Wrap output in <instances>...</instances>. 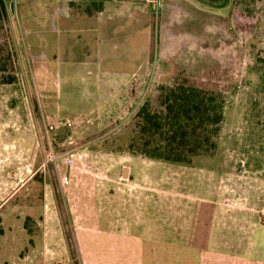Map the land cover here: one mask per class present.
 I'll list each match as a JSON object with an SVG mask.
<instances>
[{"label": "rangeland", "instance_id": "rangeland-1", "mask_svg": "<svg viewBox=\"0 0 264 264\" xmlns=\"http://www.w3.org/2000/svg\"><path fill=\"white\" fill-rule=\"evenodd\" d=\"M233 1L211 10L192 0H107L103 15L86 22L98 30L78 38L63 30L59 53L54 39L42 37L32 47L6 3L0 47L11 53L13 69L0 73V264H264V0ZM35 7L42 25L53 21L47 0ZM101 40L115 67L137 74L88 86L80 65L85 49ZM54 56L71 59L54 65ZM9 76L14 83L4 84ZM184 80L223 95L215 154L189 166L131 155L139 110L146 102L159 108L161 96ZM68 120L72 126H63ZM68 155L75 156L72 169L62 161ZM70 172L78 189L68 192L61 178ZM178 195L193 198L186 213L200 222L186 226L180 242L170 216L169 244L206 246L217 227L219 239L242 251L161 252L167 230L159 200ZM140 198L152 202L143 206L153 210L147 215L152 234L135 254L126 222Z\"/></svg>", "mask_w": 264, "mask_h": 264}, {"label": "crops", "instance_id": "crops-1", "mask_svg": "<svg viewBox=\"0 0 264 264\" xmlns=\"http://www.w3.org/2000/svg\"><path fill=\"white\" fill-rule=\"evenodd\" d=\"M6 3H8L9 8V0H4ZM41 0H20L16 2L15 4V10H14V16L13 18H16L17 13V19L19 21H22V24L24 26V29L26 30V37L28 38V42L32 47H35L34 45L41 44V38H47L49 40L54 39L55 44H60L58 48L56 49L57 53L58 51H61V43L63 42L62 38V31L66 29V32H69L68 35H75L77 38L82 33L86 32L87 30L96 31L98 30V27L93 26H86L87 20L93 19L94 17H100L103 15L105 9L108 7L107 0H100L95 1L93 3H100L101 8L100 9H94V7L88 6V2H83L81 0H47L49 2V11L50 15L53 17V21L51 22H44L45 25H42V22L44 21L39 17L37 14V6L38 2ZM117 2V0H115ZM123 2H138L135 0H127ZM86 5V6H85ZM199 5V4H198ZM10 11V10H9ZM12 14V13H11ZM46 15V14H45ZM44 17V16H43ZM64 24L66 26H64ZM100 35V32H96L95 36ZM90 42V41H89ZM98 46L93 48L92 50H86L87 56H84L83 63L80 65L82 67V74L81 76L88 77V86H95L100 87V84H98V81L100 79H108V78H115L120 76H135L137 74V69L135 68L134 71L128 72L126 69H121L118 67H115L113 61L115 56H110L109 53V46L106 47V43L104 40L96 41ZM104 42V43H103ZM54 44V45H55ZM89 44V43H88ZM103 44V45H102ZM111 50V49H110ZM65 57V58H64ZM72 58L76 59V56H71ZM52 59V62H54V65H57L62 60H70V56H54ZM84 67V68H83ZM116 69V71H115ZM121 69V70H120ZM86 70V72H85ZM98 79V80H97ZM73 168V167H72ZM71 168V169H72ZM73 173L70 172L65 174V176H68L70 178V185L67 187H63L65 190L69 191H75L78 189L76 181H73L74 176ZM129 182V179H128ZM216 182V181H212ZM74 185L73 189L71 186ZM185 183L183 181L182 188H181V181L179 182V191L181 189H184ZM62 188V186H61ZM179 193V192H178ZM47 199V198H46ZM133 199H131L132 201ZM193 200L192 197H186L185 195H178L176 197H165L162 198L159 203L160 205V215H161V228H165L167 230L166 232V240L163 239L164 231L162 230L161 235V243H160V251L161 252H168L170 249H173L174 251H188L191 253L195 252H208L212 255H219L223 256L222 254H229V253H239L244 248L240 245H232L227 242H223V236L221 239L218 238L217 235V227L214 228L213 236L212 234H209L210 243L206 246H202V248L199 244H184V243H177V244H169V217L176 216V223H175V238L176 240H179L180 242L185 239V233H187L186 226H192V224H198L200 222L199 215L197 216H189L186 211H192V209L189 207L187 208V205H190L189 201ZM216 200V199H215ZM120 201V200H119ZM147 201L143 198H140L139 200H136L135 203H131L135 205V208H129V212L127 214L128 219L127 222L130 226L129 230H127V236L130 239L131 243L128 246L129 251H132L135 254H138L139 249H145L147 245L144 247V245L139 244V241L142 239H145L148 235L150 236L152 234V229L148 228V214L149 211H153L152 208L149 207H143L144 205H151L152 202H144ZM195 201V200H194ZM205 198L199 199L198 202L206 203ZM75 204V202L73 200ZM115 205L120 206L121 202H114ZM142 206V207H138ZM228 212V211H226ZM231 213V212H229ZM119 220L122 221V217L120 215L119 209ZM241 217H244L243 220H247L244 215H240ZM45 216L43 218L44 223L46 224ZM121 217V218H120ZM132 217V220L130 219ZM211 217V215H209ZM224 217V216H222ZM227 216L225 215L224 218ZM134 218V219H133ZM229 220H236L235 217L230 216L228 218ZM125 220V219H124ZM214 221H216V215L214 214ZM242 220V221H243ZM58 222L60 225L61 222H59L58 219L54 220V223ZM253 225V224H252ZM251 224L249 226H252ZM255 226V225H254ZM146 228L149 230L146 232ZM62 231V229H61ZM64 234V233H63ZM145 236V237H143ZM174 236H172L173 238ZM226 238V237H224ZM232 238H230L231 241ZM178 241V242H179ZM253 247L251 249H254V253L256 254V243L255 241L252 242ZM250 243V244H252ZM139 244V245H138ZM227 256V255H226ZM228 259H232L231 257H227ZM235 258V257H234ZM238 260H241L239 256L236 257ZM211 260L210 262H212ZM217 261V260H216ZM234 261H230L229 264H234ZM215 264H228L227 261L223 263V261H218Z\"/></svg>", "mask_w": 264, "mask_h": 264}, {"label": "trees", "instance_id": "trees-1", "mask_svg": "<svg viewBox=\"0 0 264 264\" xmlns=\"http://www.w3.org/2000/svg\"><path fill=\"white\" fill-rule=\"evenodd\" d=\"M198 1L217 8L226 7L232 0ZM6 8V2L1 0L2 15ZM4 51L0 47V73L13 69L10 68L12 55L8 50L4 55ZM4 81V84H12L14 78L9 76ZM224 107L221 93L199 88L190 80H184L161 96L159 108H153L146 102L139 110L136 116L138 137L131 142L129 153L135 157L185 166L191 165L194 158L211 157L218 148Z\"/></svg>", "mask_w": 264, "mask_h": 264}, {"label": "built area", "instance_id": "built-area-1", "mask_svg": "<svg viewBox=\"0 0 264 264\" xmlns=\"http://www.w3.org/2000/svg\"><path fill=\"white\" fill-rule=\"evenodd\" d=\"M63 126L65 127H71L72 124L71 122L68 120L66 121ZM51 130H54L55 128L54 127H51L50 128ZM74 155H68V156H65L62 161H63V164L66 165L67 167H71L72 168V165L74 164ZM51 159L52 161H54L55 163L58 162V157H55L54 155L51 156ZM70 178L68 176H63L61 178V185L62 187H67L70 185Z\"/></svg>", "mask_w": 264, "mask_h": 264}, {"label": "water", "instance_id": "water-1", "mask_svg": "<svg viewBox=\"0 0 264 264\" xmlns=\"http://www.w3.org/2000/svg\"><path fill=\"white\" fill-rule=\"evenodd\" d=\"M117 1H121V2H123V1H127V0H117ZM135 1H145V0H135ZM192 1H194L195 3H197V4H199V5L203 6V7H205V8H207V9L217 10V9H215V8L208 7V6L204 5V4H202V3L199 2L198 0H192ZM15 4H16L15 0H12V1L9 2V10H10V12L12 13L13 16H14ZM218 10H220V9H218Z\"/></svg>", "mask_w": 264, "mask_h": 264}, {"label": "flooded vegetation", "instance_id": "flooded-vegetation-1", "mask_svg": "<svg viewBox=\"0 0 264 264\" xmlns=\"http://www.w3.org/2000/svg\"><path fill=\"white\" fill-rule=\"evenodd\" d=\"M9 1H12V0H9ZM18 1H20V0H15V2H18Z\"/></svg>", "mask_w": 264, "mask_h": 264}]
</instances>
